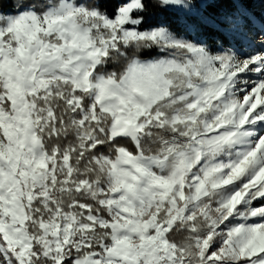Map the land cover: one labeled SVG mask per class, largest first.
<instances>
[{"label":"snow or ice","instance_id":"6c2138e0","mask_svg":"<svg viewBox=\"0 0 264 264\" xmlns=\"http://www.w3.org/2000/svg\"><path fill=\"white\" fill-rule=\"evenodd\" d=\"M264 0H0V264H264Z\"/></svg>","mask_w":264,"mask_h":264},{"label":"rangeland","instance_id":"374dc122","mask_svg":"<svg viewBox=\"0 0 264 264\" xmlns=\"http://www.w3.org/2000/svg\"><path fill=\"white\" fill-rule=\"evenodd\" d=\"M262 7H264V6L260 5L259 3H255V4L251 5V10L253 12L257 13V15H259Z\"/></svg>","mask_w":264,"mask_h":264}]
</instances>
